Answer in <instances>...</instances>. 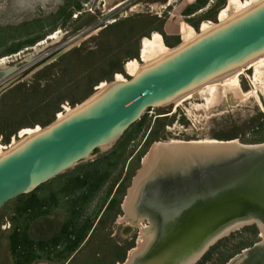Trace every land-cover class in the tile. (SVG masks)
Instances as JSON below:
<instances>
[{"label":"rangeland","instance_id":"rangeland-1","mask_svg":"<svg viewBox=\"0 0 264 264\" xmlns=\"http://www.w3.org/2000/svg\"><path fill=\"white\" fill-rule=\"evenodd\" d=\"M122 1L83 0L80 8L87 10L78 20L76 15H81L72 0H7L0 7V56L13 43L21 47L0 58L8 57V63L24 59L32 62L20 79L0 95V107L5 104L8 110L3 117L5 125L11 124L12 129L21 126L8 143L0 136V151L19 141L23 129L43 127L37 122L48 117L53 107H44L48 100L56 103L61 97H68L60 103L55 118L84 101L87 85L104 72L110 73L111 57H121L122 69L98 81L93 85L94 91L102 81L115 80L117 73L130 79L126 62L137 59L143 63L141 47L145 38L155 33L163 39L171 38L174 33L172 39L178 46L183 42L182 22L199 33L203 22L219 21V14L228 3L206 0L204 5H197L195 14L188 15L178 13L179 8L196 0H172L171 5H166L168 0H129L116 6ZM64 11H72L70 19L64 18ZM56 33L57 38L49 39ZM262 70L261 79L255 78V66L245 70L237 89L221 85L215 94L206 90L178 105L150 108L115 144L98 148L90 159L42 184L33 193L6 203L0 210V264H56L50 252L51 234L64 222L66 210L74 209L66 205L71 199L78 202L86 220L96 222L97 212L103 219L102 225L95 228L99 232L92 234L94 245L72 264H94L98 252L102 264H129L132 250L144 243L145 230L152 223L145 217L133 218V214L131 219L127 217L126 202L152 147L171 140L264 143V65ZM112 181L115 184L110 191ZM116 188L120 190L117 192ZM261 234L260 221L244 224L210 245L207 254L211 250L213 255L200 264H229L256 244L264 245Z\"/></svg>","mask_w":264,"mask_h":264},{"label":"water","instance_id":"water-1","mask_svg":"<svg viewBox=\"0 0 264 264\" xmlns=\"http://www.w3.org/2000/svg\"><path fill=\"white\" fill-rule=\"evenodd\" d=\"M6 3L0 0V7ZM262 55L264 0H259L142 63L130 79L115 78L97 88L61 117L0 152V210L90 159L98 148L115 144L150 108L173 104ZM31 63L24 59L0 65V95ZM185 148L196 154L190 163L148 178L144 188L142 203L153 208L154 224L161 231L158 250L142 264L185 263L192 254H202L230 223L252 214L264 222V149L243 147L231 153L223 143ZM202 150L208 153L198 152ZM254 250L229 264H264V245Z\"/></svg>","mask_w":264,"mask_h":264},{"label":"bare ground","instance_id":"bare-ground-1","mask_svg":"<svg viewBox=\"0 0 264 264\" xmlns=\"http://www.w3.org/2000/svg\"><path fill=\"white\" fill-rule=\"evenodd\" d=\"M257 1H259V0H228L226 7L223 8L219 14V20L223 21V20L227 19L231 14L239 12L240 10L244 9L245 7H248L249 5H252L253 3H255ZM211 25H213L211 22H203L201 30H206L209 27H211ZM180 31H181V37H182L183 41H185V42L192 39L197 34L196 30L191 25H189L187 22H182L181 27H180ZM57 34L58 33L52 34L49 37V39L57 38L58 37ZM169 50L170 49L166 46V44L164 42L163 36L159 33H155L153 37L145 38V40L143 41V44L141 47V59H142L143 63H146L148 61L156 59L157 57L163 55L164 53H166ZM7 61H9L8 57L0 58V65L1 66L8 65ZM263 65H264V55L258 57L257 59L250 62L248 65L234 71L233 73L225 76L224 78L218 79L216 81L210 82V83L202 86L201 88L197 89L196 91L182 97L181 99H178L173 104L178 105L181 101L188 99L192 95H194L196 93L206 92V90H211L215 94L216 91L218 90V87L221 85H223L224 87L231 88V89H237L240 87V80H241L240 76H241V74L245 70L250 69L251 67H254V66H255V72H256L255 78L261 79L262 78L261 73L263 71L262 70ZM140 66H141V63L137 59H131L128 62H126V65H125L126 70L130 75H134ZM116 79L119 81H125L126 80L121 73H117ZM105 85H106V82L102 81L101 84L97 86V88L104 87ZM62 115H63V113L58 114L59 117H61ZM40 128H41V126H38L35 128L23 129L21 131V137H25L28 134L36 132ZM14 143H16V141H14ZM195 143H200V145L213 144V143H223V145H227L228 147H230V149H232L230 151L231 153L240 152L241 150H243L242 149L243 147L245 149H247L248 151L264 149V143L254 144V145H249V144L246 145V144H241L240 142H238V140L227 141V143H225L223 141H218L215 139H213V140L208 139L205 141H197V142L196 141L183 142V141L171 140L168 143H163V144L158 143L154 147L151 154L145 160V164H144L145 166H144L143 170L141 171L139 177H136L134 187L130 190L129 197H128L127 202H126L127 203L126 205L128 206V207H126V209L127 210L129 209L130 203L134 200L140 185L142 184L144 186L145 183H147L148 178L150 179L151 177L153 178V177L157 176L158 174H162L163 170L169 169L173 166H176L179 164H181L183 166V165L190 163V161L192 160V156L195 157L196 154L189 155L190 152L188 150L184 151L183 149H186L185 147H187V145H199V144H195ZM106 147H109V146H106ZM2 151H4V150H2ZM2 151H0V152H2ZM198 152L204 153V154L208 153L206 150H202V151H198ZM204 154H202L201 157H203ZM150 197H151V200L153 202V200H154L153 195H151ZM146 198H148V197H146ZM144 204L145 203H141V208L142 209L146 208L151 214L154 215L155 213H153V211H152L153 208L150 206L148 207ZM254 221H260V228L262 230L261 237L264 238V222L261 220V218L259 216H257L256 214H252L249 218H244L242 220H236V221L230 223L228 226H226L223 229V231L221 233H219L220 236H218L216 238L214 237V239H212L210 243H212L214 240H216V239H218L224 235H228L229 233H231L232 230L238 229L240 226H242L244 224L247 225V223L248 224L253 223ZM257 223L259 224V222H257ZM207 246H205V248ZM262 246L263 245H261L259 247H262ZM256 247H258L257 244H256V246L249 248L250 252L255 251L254 248H256ZM142 248H143V246H141V249ZM204 249L202 250V252L204 251ZM249 249L244 251L245 254L247 253V251H249ZM199 254H201V252L198 254L196 253L195 255L192 254L190 256V258H188L186 260L187 262L182 263V264L193 263L195 261V259L198 258L197 256ZM243 255L244 254H241L239 257L237 256L234 259H240ZM244 258H245V256L243 257L242 260H244Z\"/></svg>","mask_w":264,"mask_h":264},{"label":"flooded vegetation","instance_id":"flooded-vegetation-1","mask_svg":"<svg viewBox=\"0 0 264 264\" xmlns=\"http://www.w3.org/2000/svg\"><path fill=\"white\" fill-rule=\"evenodd\" d=\"M72 1H74L73 5H75V11L80 12V15H81L80 17L79 15H76L75 20H78V18L81 19L83 12L86 11L87 8H83V9L80 8L81 5L84 4L83 0H72ZM171 1L172 0H168L166 5H171ZM128 2L129 0H124L122 2H119L117 5H124ZM64 13H65L64 18L70 19V17L73 15L72 11L71 12L64 11ZM193 14H195V12ZM111 184L112 185L110 187V191L111 189L113 190V185L115 183H113L112 181ZM144 186H146V183ZM144 186L142 184L140 185L134 200L130 203L128 211L126 209V212L128 214L127 217L131 219L130 214H133L134 216L133 218H136V216H139L141 218L145 217V218L150 219L152 224L150 225L149 228L145 230L146 237H145L144 243H141V246H143V248L141 249V246H140L138 250L136 251L132 250L133 253L130 256L131 259H130L129 264H142L145 257L147 256L150 257L152 254H154L158 250V241L160 240L161 230L159 229L160 227H157L154 224V220L152 218L153 214L141 208L142 199L143 197H145L144 188L145 189L148 188V186L147 187H144ZM119 190H120L119 188H116L117 192ZM168 191L172 192L173 190H171L170 188L168 189ZM160 192L162 193V192H167V191L161 190ZM66 205H70V208L73 207L74 209H70L69 211L66 210L67 215L65 217L64 222L60 225V227H56L53 233L51 234L52 237H51V247H50L51 251L50 252L52 253V257H54L55 261L54 260L53 261L56 264L57 262H60V264L74 263L75 262L74 260L76 258H79V256H81L83 253H85L88 247L94 245V242H96L94 241L95 235H92V234L95 231V228L97 227V225L99 226V223L100 225H102L103 223V219H100L101 216L97 215L98 212L96 213V216H95V218L97 219L96 222L94 219L91 221L86 220V218H84V216L82 215L83 211L82 210L80 211L79 209L78 202L74 203L73 199H71L69 203L67 201ZM80 205L83 206L81 202H80ZM114 223H118V222L115 221ZM90 228L91 230H89ZM95 232L98 233L99 231H95ZM132 239L133 238H131V241ZM214 243L215 242L211 243L210 245ZM118 244L121 245L120 242H118ZM210 245L191 264H200L201 260L206 261L208 258H210L213 255V252H211V250L209 254H207L208 250L210 249ZM100 255L101 254L99 252L95 254L94 259L96 262L94 264H102L101 261L98 259Z\"/></svg>","mask_w":264,"mask_h":264},{"label":"trees","instance_id":"trees-1","mask_svg":"<svg viewBox=\"0 0 264 264\" xmlns=\"http://www.w3.org/2000/svg\"><path fill=\"white\" fill-rule=\"evenodd\" d=\"M204 3H206V0L193 1V2L189 3L187 5V7L179 8L178 13H183V14H188V15L193 14L196 11L197 5H199V4L204 5ZM195 27H197V26H195ZM31 42H33V41H31ZM20 48H21L20 44L13 43L11 46L8 47V49L6 51L7 53L2 54V56L9 55L12 53H16ZM2 56H0V57H2ZM109 66L111 67L110 73H112L114 70H121L122 69L121 57H119V56L117 57V55L111 57L109 60ZM110 73H108L107 75H110ZM107 75H106V72H104L103 74L99 75V78L96 81H94V83H92V81H91L87 85V89H86L85 94H84V99L89 97L94 92L93 85H96L97 82L100 80L106 79ZM66 98H68V97H61L56 103H53L52 101H51V103H49V100H48L45 103L44 107L49 108V105H52L53 107L51 108V111L48 114V117L46 119H44L43 121H40V122L38 121L37 124H41L42 126H46L49 123H51L55 119V113L60 110V107H59L60 103ZM73 99L74 98H72V100ZM73 103H77V101H74ZM7 111H8L7 105L2 104L0 107V136L1 135L3 136L4 142H6V143L9 142L11 135L13 133H15L19 128H21L20 125L13 127L14 129L11 128V124H9V123H7V126L5 125L6 120H4L3 117ZM31 124L34 125L35 122L31 123ZM93 175H94V177H99V175H97V174H93ZM79 178H80V176H79ZM104 178H106V177H104ZM253 234L254 235L256 234L255 229L253 230ZM218 250H219V248H218Z\"/></svg>","mask_w":264,"mask_h":264},{"label":"crops","instance_id":"crops-1","mask_svg":"<svg viewBox=\"0 0 264 264\" xmlns=\"http://www.w3.org/2000/svg\"><path fill=\"white\" fill-rule=\"evenodd\" d=\"M116 6H118V5H116ZM179 33H180V31H179ZM163 35H164V33H163ZM166 35V34H165ZM172 36L173 37H171V38H169V37H167V36H165V39H164V42L166 43V45H168V46H175L178 42H174V39H172V38H174L175 36H174V33H172ZM164 38V37H163ZM181 39H182V37H181ZM183 40V39H182ZM170 43H169V42Z\"/></svg>","mask_w":264,"mask_h":264},{"label":"built area","instance_id":"built-area-1","mask_svg":"<svg viewBox=\"0 0 264 264\" xmlns=\"http://www.w3.org/2000/svg\"><path fill=\"white\" fill-rule=\"evenodd\" d=\"M5 148H7V147L5 146Z\"/></svg>","mask_w":264,"mask_h":264}]
</instances>
